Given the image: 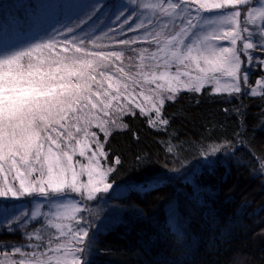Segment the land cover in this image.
I'll use <instances>...</instances> for the list:
<instances>
[{
  "label": "trees",
  "instance_id": "1",
  "mask_svg": "<svg viewBox=\"0 0 264 264\" xmlns=\"http://www.w3.org/2000/svg\"><path fill=\"white\" fill-rule=\"evenodd\" d=\"M70 2L0 0V52L50 39L83 40L88 51L124 53L128 66L138 62V50H154L144 42L117 43L144 36L123 25L127 16H132L129 23L134 20V4H125L121 23L106 31L102 24L86 29L82 14L70 17ZM259 49L262 55L254 51L251 60L241 53L240 92L214 94L209 86L199 93L181 91L174 100L165 99L161 117L167 124L150 126L155 113L145 116L138 109L124 114L107 138L99 130L100 142L106 139L103 162L112 169L107 177L112 193L100 198L105 203L95 198L80 207V226L90 237L79 254L83 264H264V88L256 83L264 80L259 61L264 48ZM153 177L161 179L150 191L132 187ZM32 198L0 197V258L19 261L15 248L31 252L47 243L30 234H55L48 220L56 199L41 197L45 205L33 211ZM35 212L40 215L32 218Z\"/></svg>",
  "mask_w": 264,
  "mask_h": 264
},
{
  "label": "snow or ice",
  "instance_id": "2",
  "mask_svg": "<svg viewBox=\"0 0 264 264\" xmlns=\"http://www.w3.org/2000/svg\"><path fill=\"white\" fill-rule=\"evenodd\" d=\"M247 2L141 0L137 7L151 11L155 20L147 24L141 21L133 27L129 23L132 16L125 17L123 24H128L129 31L144 29L145 33L142 38L117 42L126 46L138 42L155 45L151 51L138 50L134 65L125 66L120 51H88L83 40L50 39L27 49L0 52V197L62 199L70 192L93 200L112 187L107 183L112 169L102 168L100 162L101 157L107 158L104 144L91 131L95 127L105 138L110 135L109 120L103 117H111L113 111L134 114L132 110L139 109L145 116L155 113V119L148 121L150 126L167 124L161 117L165 98L174 100L180 91L199 93L206 84L219 85L225 77L230 82L214 91L240 92L241 53L251 60L249 50L256 45L242 34L248 28H240L239 10H216ZM95 9L92 5L91 11ZM85 15L91 19L87 12ZM257 17L264 19V9L256 16L249 12L248 23L255 24ZM238 41H243L242 48L236 47ZM242 76L247 83V72ZM256 83L264 88V80ZM251 94L257 95V88ZM111 122L116 123L115 119ZM77 155L87 164L75 160ZM115 163L120 160L117 158ZM83 175L86 181L80 179ZM160 179L153 177L132 187L150 191ZM80 210L76 204L58 205L48 220L55 234H30V239L47 243L36 244L31 252L15 248L14 254L22 258L11 264H83L79 254L85 251L82 245L90 237L88 230L80 226L81 218L76 215ZM38 215L35 212L32 218Z\"/></svg>",
  "mask_w": 264,
  "mask_h": 264
},
{
  "label": "rangeland",
  "instance_id": "3",
  "mask_svg": "<svg viewBox=\"0 0 264 264\" xmlns=\"http://www.w3.org/2000/svg\"><path fill=\"white\" fill-rule=\"evenodd\" d=\"M113 1L115 2V4L113 6H111L109 3V0H71L70 6H69L70 9H68V11H70L69 16L74 17V16H77V14H82V15H84V18L82 20V21H84L83 25L86 29L91 30V29H94L96 27V25L98 27V24H102L103 29L106 31H109V30H113L117 23H121L120 13L121 12L124 13L126 11V10L121 11L122 8L126 7L127 5L133 6V4H134L135 8H136L135 18L132 22H130V24H132L133 27H135V25L140 23L141 21H143L145 24H147V22L150 19L155 20V16L151 11L137 7V5L141 2V0H113ZM125 4H127V5H125ZM92 5L96 6V9L94 12L91 11ZM261 9H264V0H248V2L246 4L239 5L236 8L229 6L228 8H226L224 10H216L218 12L219 11L231 12V11H235V10H239L241 12V16L239 17V26L241 29H243L245 27L248 28V32L242 33V34L244 36L248 37V39L254 45H256V47L254 49L249 50V55L251 57H253L254 51H256L257 55H262L259 48L264 46V39L261 38V36L264 35L261 33V29L264 28V19H260L259 17H257L255 24L248 23V14H249V12H252L253 16H256V13ZM86 12L88 13V15L91 16V19H88V17L85 15ZM118 16H119V19H117ZM137 17L139 19H137ZM125 25L128 26V24H125ZM149 27H151V26H149ZM225 27H227V26H225ZM99 28L100 27H98V29ZM140 32H145V30L144 29H138L137 31H134V34L137 36ZM137 38H140V37L138 36ZM221 43L225 46H229L227 41H223ZM242 44H243V41H238L236 47L238 49L242 48ZM254 55H256V54H254ZM257 59H259V58L257 57ZM116 63H119V61H117ZM109 70L111 71V69H109ZM217 76H220V74L218 73ZM228 82H230V81L227 78L221 77L219 85H217L215 83H211V84H206L205 86H209L211 89V92L216 94L214 89L216 87H220L222 89L223 86ZM137 91H139V89H137ZM180 92L176 95V97L180 94ZM219 92H220V95H223V94L232 95L231 93H224L226 91H223V90H221ZM246 92H244V93H246ZM167 95H168V93H165V97ZM165 99H167V98H165ZM139 102L144 104V101L142 99H140ZM144 106L150 107L149 104H145ZM133 110H138V109H133ZM123 115L120 112L113 111L111 117H103V118L109 120L108 127H109V129H111V128H115L117 126H121L120 119L122 118ZM112 119H115V121H116L115 124H112V122H111ZM99 130H100L99 128H95V127H93L91 129V131L96 132L97 135L99 133ZM105 140L106 139H104L102 143H104ZM74 159L79 160L78 155L74 156ZM103 160H105V158L101 157L100 162H101L102 168L107 169L105 167L106 161H104L105 162L104 163ZM80 161H81V163L87 164V160H85L83 158ZM80 179L83 181H86L87 176L83 175L80 177ZM107 181H108V178H107ZM111 193H112V188L109 189L108 192H101V193L97 194L96 199H99L102 203H105V200L100 199V198H106L107 199ZM35 197H36V199L32 198L31 208L33 211H41L45 204H42V199L40 196L35 195ZM85 201H89V200H87L86 198H84L78 194L69 192L64 198L56 199L51 203L50 213H53L57 209V206L60 204H76L80 208V207H83L86 205ZM90 204H93V202H89L88 205H90ZM76 215L78 217V213H76ZM28 219H29L28 217L25 218V220H28ZM8 259H9V257H2L1 256L0 261H2L3 264H11V261H8Z\"/></svg>",
  "mask_w": 264,
  "mask_h": 264
},
{
  "label": "bare ground",
  "instance_id": "4",
  "mask_svg": "<svg viewBox=\"0 0 264 264\" xmlns=\"http://www.w3.org/2000/svg\"><path fill=\"white\" fill-rule=\"evenodd\" d=\"M255 54H257V53H255ZM259 61H264V60H259ZM259 61H258V62H259Z\"/></svg>",
  "mask_w": 264,
  "mask_h": 264
}]
</instances>
